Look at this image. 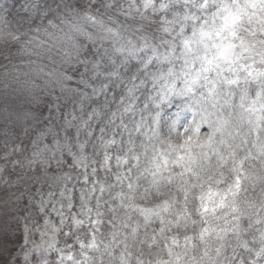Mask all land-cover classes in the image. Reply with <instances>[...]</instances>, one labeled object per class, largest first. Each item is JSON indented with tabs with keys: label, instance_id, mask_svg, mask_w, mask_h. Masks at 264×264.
Instances as JSON below:
<instances>
[{
	"label": "clouds",
	"instance_id": "9594fccd",
	"mask_svg": "<svg viewBox=\"0 0 264 264\" xmlns=\"http://www.w3.org/2000/svg\"><path fill=\"white\" fill-rule=\"evenodd\" d=\"M261 73L264 0H0V242L19 244L14 264H56L20 214L34 203L68 227L59 264H264ZM209 190L221 196L203 214Z\"/></svg>",
	"mask_w": 264,
	"mask_h": 264
},
{
	"label": "rangeland",
	"instance_id": "374dc122",
	"mask_svg": "<svg viewBox=\"0 0 264 264\" xmlns=\"http://www.w3.org/2000/svg\"><path fill=\"white\" fill-rule=\"evenodd\" d=\"M203 131H207V129L204 128ZM69 162L71 161L69 160ZM77 183L80 184L82 183V181ZM35 187L40 186L37 185ZM35 187L32 189L33 192H35ZM68 188L72 189L73 206L71 208V211H69L67 208H60V212L63 213L64 216H67L69 218V223H71V218L79 211V192L76 188L72 187L71 183H68ZM50 190L51 189H49L47 185H44L43 187H41L40 192L36 194L35 200L38 202L43 197L44 202L47 203V194ZM52 199L53 201H55L56 198L53 197ZM24 204L28 205L29 201L25 200ZM57 207L59 208V205H57ZM29 211L34 212V215L30 217V219H35L36 227H38V231H36L34 235L30 237V239H34L37 244L41 245V251L47 249V251L44 253L46 258L50 260L54 259L56 261V264H59L60 259L67 253V248L63 240V231H68V227L65 225L63 231L57 232V229L61 227V220L63 217L58 214L57 211L53 210V205L51 203H49L48 206L43 209V211H39L38 203L31 204L28 208L23 209L20 214L24 215ZM77 218L79 217L77 216ZM53 233H56V235L54 236ZM13 235H19L20 243H23L24 232L13 233ZM69 243H72V241L69 240ZM53 244L55 246L54 248L49 247V245ZM78 247L79 245L73 244V249ZM18 249L19 244L13 241L0 242V264H14V259L15 261L22 260V257L17 255ZM55 249H64V251L57 252Z\"/></svg>",
	"mask_w": 264,
	"mask_h": 264
},
{
	"label": "snow or ice",
	"instance_id": "6c2138e0",
	"mask_svg": "<svg viewBox=\"0 0 264 264\" xmlns=\"http://www.w3.org/2000/svg\"><path fill=\"white\" fill-rule=\"evenodd\" d=\"M238 17L236 16H233L232 19H231V23L232 25L234 26L236 24V21H237ZM204 35H207V33H204ZM217 35H219L217 33ZM233 35H235V32H233ZM189 44L188 41H185V46L187 47ZM233 46L232 45H227V46H224L223 48H221V50L219 51L218 55L224 59H227L229 57V55L231 54V48ZM262 75H264V73H261ZM237 81L236 80H230L228 81L229 84H235ZM255 103V102H253ZM250 110H254V109H250ZM222 130V129H221ZM187 131V130H186ZM195 132L199 133L200 129L197 127L196 129H194ZM191 137L188 138V141L186 143H191ZM114 143V141L112 142ZM207 143L209 145H211L212 143V137H209L208 138V141ZM261 152H264V145L261 146ZM106 159H109L110 158H107ZM187 161V165H194L198 162L197 158L193 155H189L187 158L184 156V155H181L179 158H178V163H181V162H185ZM164 165H167L168 163V160L167 158L164 159L163 161ZM243 161H237L236 164H237V167L234 169V171H237V175L235 177V183L233 186H231L229 189H228V192L227 193H224L222 196H221V193L218 192V191H212V190H209V192L207 194H204V195H201L200 199L201 201H207L206 203H203L202 204V213L203 214H207L208 212H212L213 214L216 212V209H217V205H214L212 203V201L214 200V198L216 196H221V199L219 201V207H224L225 206V200L227 199V195L230 193L231 195L235 196L237 195L238 191L241 189V186H242V179H241V175L240 173L243 172ZM187 165H184L182 164V166H187ZM157 169L160 168V165L157 164L156 165ZM190 170V168H189ZM129 187H131V185H129ZM233 189H235V191H233ZM165 205H166V209H167V202H165ZM238 209L236 207H233V211H237ZM141 211L144 213L145 215V219H150L151 216L154 214L153 213V210L151 209H141ZM99 223V221H90V223ZM73 223L76 224V225H80L81 224V221L78 219V218H73ZM211 231L210 227H205L202 232H201V239L204 238V236L206 234H209ZM175 242V241H174ZM91 247H95L96 244H95V238L93 237L92 239V243L90 245ZM68 259L69 260H72L73 257L72 256H68Z\"/></svg>",
	"mask_w": 264,
	"mask_h": 264
}]
</instances>
